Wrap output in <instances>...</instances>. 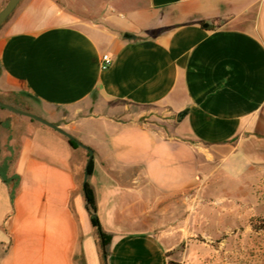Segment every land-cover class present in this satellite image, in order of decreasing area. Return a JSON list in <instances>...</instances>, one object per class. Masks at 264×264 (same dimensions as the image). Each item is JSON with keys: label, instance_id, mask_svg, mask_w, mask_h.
I'll use <instances>...</instances> for the list:
<instances>
[{"label": "crops", "instance_id": "1", "mask_svg": "<svg viewBox=\"0 0 264 264\" xmlns=\"http://www.w3.org/2000/svg\"><path fill=\"white\" fill-rule=\"evenodd\" d=\"M68 1L0 26V102L83 146L0 107V264L181 263L191 205L264 176V0Z\"/></svg>", "mask_w": 264, "mask_h": 264}, {"label": "rangeland", "instance_id": "2", "mask_svg": "<svg viewBox=\"0 0 264 264\" xmlns=\"http://www.w3.org/2000/svg\"><path fill=\"white\" fill-rule=\"evenodd\" d=\"M87 1L90 2L78 0L80 10L75 12L85 16L81 8ZM21 98L31 101L25 96ZM8 115L0 110L1 129ZM219 193L224 199L199 200V205H191L195 207L190 211L191 223L194 217L197 220L195 233L185 253L184 248L178 250L176 258L181 263L175 264H264V228L255 231L250 225L253 219L264 221V176Z\"/></svg>", "mask_w": 264, "mask_h": 264}, {"label": "trees", "instance_id": "3", "mask_svg": "<svg viewBox=\"0 0 264 264\" xmlns=\"http://www.w3.org/2000/svg\"><path fill=\"white\" fill-rule=\"evenodd\" d=\"M25 112H29L27 109L23 110ZM33 122H36L35 120L30 119ZM66 140L67 143L72 146V147H78V145L76 144V140H70L67 137L63 136ZM89 150V149H88ZM90 151V150H89ZM87 157H88V152H87ZM92 159L89 162V164L87 165V178L91 175V171H92ZM5 183H8V181L5 180ZM83 195H84V199L86 202V209L88 211V213L90 214V220H91V224L93 226V228L95 229V232L98 236V240H99V245H100V249L102 251L105 252V255L107 254V248L109 246L110 240H111V236L108 235L107 233H105L103 231V229L100 226L99 220L97 218V207H96V200H95V194L94 191L91 187V185L88 183V181L86 180V182L83 185ZM251 227L253 228V230L255 231H260L264 228V221L263 220H259V219H253L251 220ZM169 264H175L174 262H170Z\"/></svg>", "mask_w": 264, "mask_h": 264}, {"label": "water", "instance_id": "4", "mask_svg": "<svg viewBox=\"0 0 264 264\" xmlns=\"http://www.w3.org/2000/svg\"><path fill=\"white\" fill-rule=\"evenodd\" d=\"M21 0H7L6 4L3 6V8L0 10V26L2 25V23L9 17V15L14 11V9L17 7V5L19 4ZM0 107L1 108H4V109H7L11 112H14L16 114H19V115H22V116H25L29 119H32V120H35L36 122L56 131L57 133L61 134L62 136H65L67 137L68 139L70 140H73V137H71L69 134H67L65 131H63L62 129H60L59 127L55 126L54 124L44 120L43 118L41 117H38V116H35L33 114H30V113H27V112H22V111H19L11 106H8V105H5L3 103L0 102ZM183 116V114H179L177 116V119L179 120L181 117ZM76 144L80 147H83L79 142L76 141ZM89 151V150H88ZM92 159V152L89 151V157H88V160H87V163H86V168H85V172H84V183L87 179V165L89 164V162L91 161Z\"/></svg>", "mask_w": 264, "mask_h": 264}, {"label": "built area", "instance_id": "5", "mask_svg": "<svg viewBox=\"0 0 264 264\" xmlns=\"http://www.w3.org/2000/svg\"><path fill=\"white\" fill-rule=\"evenodd\" d=\"M112 64V59L106 55V54H103L101 56V59H100V64H99V68L101 71H105L107 70Z\"/></svg>", "mask_w": 264, "mask_h": 264}]
</instances>
